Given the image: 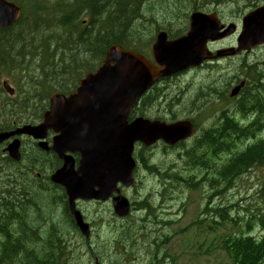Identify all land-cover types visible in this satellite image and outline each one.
<instances>
[{
  "label": "trees",
  "instance_id": "obj_1",
  "mask_svg": "<svg viewBox=\"0 0 264 264\" xmlns=\"http://www.w3.org/2000/svg\"><path fill=\"white\" fill-rule=\"evenodd\" d=\"M13 1L19 3V5L23 7L22 19L27 20L25 23H23L22 20L20 21L18 25L19 30L17 32L0 29V62H5L9 66H13L17 63H23L25 56L29 53L33 55V52H36L35 55L38 60V67H36L37 73L34 74L41 76V79L44 78V80L52 78L54 79L53 82L57 81L65 84L67 83L65 74L68 72L64 69L66 66L62 65L65 58L72 55L71 61L73 63L76 64L77 62L79 63L84 60V68L92 66L93 60L102 56L108 45L119 41L123 36L129 35L126 28L129 26V21L131 20V17L134 16V13L141 14V2L144 0H56L55 3H53V0ZM186 1L187 0H181V2ZM136 4L138 5L137 7ZM53 17L55 19H60L63 24L72 27L63 28L62 30L50 33L40 30V25L43 22H47V19ZM106 19H117L119 20V23H116L114 20ZM84 20H86V22ZM23 27L25 29L27 27H33L39 40L29 38L28 35L23 32ZM60 68L62 69L61 72L59 70ZM41 79L39 82H41ZM53 82L50 80V82L45 83L40 87L34 85V88L39 92L41 99H43V97L52 89L54 86ZM251 83L253 86H251L245 93V101L241 106L249 113L256 112L257 117L248 125L247 133H239L240 128L233 122H229L228 126H223L221 121H218L216 127L212 128V131L199 133L200 141L186 149L187 156L183 160L182 165L180 167L169 165L163 172L161 177L162 185L159 190V199L163 187L167 184L174 185L181 180L187 179L194 170L195 165H200L208 169L211 164L210 160L214 157V151L218 149L228 150L232 148L234 155L227 165L219 168L215 167L216 173L218 174L216 179L220 178V180L216 185L211 183L210 186H212V188H217L222 181H225V184L227 185L226 178L231 180L235 178L237 179L253 167L264 165V139L258 140L254 144L244 148L242 151L238 150L236 143V140H239L242 137L248 138L249 135L256 136L260 134L252 132H256L264 126V117L262 114L264 112V85H262L257 78L253 79ZM20 89V91L23 92V88L20 87ZM260 90L262 91L260 92ZM30 100L33 99L25 94L23 101L28 103ZM259 100L261 104L259 103ZM235 108L236 111H238L241 107L236 106ZM229 118L231 119L232 117ZM32 156L34 155L32 154ZM0 179L2 180V177H0ZM186 182L190 183L188 180H186ZM190 186L192 189L199 188L193 183H191ZM11 187L15 189V194L21 192H17L16 188H25L23 185H18V187L15 185ZM215 194H217L216 191ZM262 196L264 197V183ZM36 199V197L31 198L33 202ZM50 200H52V196L49 198V201ZM50 203L48 202L47 206H49ZM253 206L254 204L250 203L246 207H241L238 209L237 214L234 215L227 212V207L231 210L234 207L233 204L214 207L210 212L218 217L221 222L230 224L231 228L239 226L243 231H248L257 225V223L251 224V222L256 220L258 216L261 217L259 212L262 208L256 204L255 209L257 213H254ZM3 207H11V204L7 203L4 197H0V211H2ZM49 207L53 210L52 206ZM145 208L149 211L147 218H150L151 222L147 224L145 223L147 220L144 219L139 223L122 225L125 227L121 229L123 234L119 233L121 238L116 239V243L120 244V246L131 247L133 245L132 239L135 233L140 232L139 229H142L141 231L143 234H147V229L152 226L151 231L154 230L159 231V233L161 232L162 226L166 223L163 221L162 216L159 215L160 211H158L157 207H154L153 205L150 207L146 206ZM242 211L249 216L245 218L242 215ZM204 212L208 211L200 209V219H202L201 216L205 215ZM0 214L8 216L11 212L4 211ZM232 216L237 217L239 223H237L235 218L232 219ZM208 217L211 216H207V218ZM211 218L214 219L213 216ZM217 223L220 224L219 222ZM32 226L33 228H36L38 223L34 222V224L32 223ZM168 240L169 236L167 233H162L161 236H156L154 238L155 245L152 244L151 247V254L156 256L162 247L168 244ZM32 241L34 242L35 238H33ZM108 244L110 245V243ZM111 245H113V249ZM111 245V253L115 252L119 255L125 254V260H129L133 251H126L113 242H111ZM220 248L228 254L234 264H258L264 257V241L257 242L251 237H234L233 235L228 234L224 238L222 237ZM25 249L30 253L26 252L28 260H21V264H63L61 262V256H57L56 254L52 255V250H44L41 255H38L36 251L28 250L27 246ZM9 256L10 255L4 254L2 259L7 261ZM152 260L153 259L146 261L145 264H152Z\"/></svg>",
  "mask_w": 264,
  "mask_h": 264
},
{
  "label": "rangeland",
  "instance_id": "obj_2",
  "mask_svg": "<svg viewBox=\"0 0 264 264\" xmlns=\"http://www.w3.org/2000/svg\"><path fill=\"white\" fill-rule=\"evenodd\" d=\"M162 2L163 0L142 1L141 3L146 4L145 9L147 11L143 10L144 16L134 20V23L138 26L150 23L152 18L157 19L158 13H160L163 9L161 6ZM137 6L138 5L136 4V7ZM47 20L49 22H43L40 25V30L47 33L56 32L57 30H62L63 28L72 27L70 25H64L60 21V19H55L54 17ZM180 26L184 27V23L181 22ZM35 54L36 52H33V59L26 55L24 61H27L28 63H37V61L34 59ZM260 73L263 74L262 71H260ZM6 78L7 76H1V82ZM257 79L260 80V77ZM245 95L246 94L244 93L242 97H244ZM183 103L184 102L182 101V104ZM235 104L230 105L227 110L228 115L232 118V111L235 110ZM251 115L254 117L253 114ZM217 123L218 122L214 121L211 126L216 127ZM208 126H200L199 131ZM157 151H159L157 150V148L151 150L153 154H157ZM171 158L172 157L168 155V157H166V160L170 161ZM22 168H25L28 170V172H30L26 174L25 177L28 178L30 175H32L33 177V182L27 183L23 179L18 178L15 173L17 180L23 185V187H25L23 189L29 191V200L25 199V195L15 194L14 192H10L8 195H2V197L6 199V202L11 204L10 209H12L10 211L11 214L5 217V223H3L2 227L5 230H8L10 227H14L17 233L21 231L24 236H22L19 242L21 247H13V242L4 245V254L10 256L7 261H1L0 264H13L12 262L14 259V254L20 249L23 250L24 245L28 246L31 243H34V246H32L31 249L37 246V253L38 255H41L42 251H49L51 250V248H54L56 240L59 237L65 239V237L70 232L69 222L65 217H61V207L63 205V199L60 194L56 190L48 187L47 183L45 184L44 181L47 180H36V175H33L32 171L29 168L25 166ZM144 168L146 167L144 164H142L141 169L138 171V187L136 189L132 188L124 190L125 194H128L130 197L136 196L137 193H141L143 195L147 188L152 184L153 180L145 177L146 173L144 172ZM6 169L8 168L6 167ZM27 170H25V172H27ZM11 172L13 171L11 170ZM1 176L3 178L4 173H0V177ZM219 180L220 178L215 179L212 184L216 185ZM226 181V190L231 193H228L225 200H221L218 195L215 194L216 187L212 188V186H210L211 184H207L203 187L198 186L199 188L195 189L191 188V191L186 190L185 194H183L180 198H176L173 200H171V198L178 192L179 188H176L170 184H167L165 187H163L161 197L158 202L166 201L165 204L168 205L167 208L172 212V216H176L177 214H179L180 216V221L174 223L167 230L169 233L173 234L171 236L174 237L171 244V250L172 254L174 255L175 261H173L172 264H233L226 253L219 249L220 239L223 235L230 232L231 225L225 224L218 226L216 224H213L211 228L210 222L205 215L201 216V218L204 219V222L201 224L202 227L199 228L197 225L193 224V222L198 217V213L201 208L204 211L210 212V210L214 207H221L230 204L234 205V207L231 209V214L233 215L237 214L238 209H240L241 207H246L248 204L253 203V212L257 213L255 209L257 204L262 208L259 214L260 216H263L264 205L261 188L264 181V167H261L258 170H253L245 176L241 175L237 179L235 178L231 180L226 178ZM6 187H8V189L11 188L8 185H6ZM21 189L16 188V191L19 192L21 191ZM51 196L53 201H49V198ZM35 197L37 199L33 202L31 198ZM48 202H51L49 206H52L53 210L52 208L47 206ZM144 206L146 207V205ZM107 207L108 206H106V208ZM84 208L86 209V211L94 210L97 209V205L91 202H84ZM107 214L108 211L106 212V216ZM242 215L245 218L249 216L245 212H243ZM145 220H147V222H145L147 224L151 222L150 218H146ZM33 221L35 223H38V226H36L35 229L32 226V223L34 224ZM178 229H180L179 233H174ZM118 233L123 234V231H121L120 229ZM253 235L256 237L264 236V225L263 228L257 227ZM94 236V239L97 240L98 243H95L92 240V242H89L88 244L90 245L91 243H94V245L92 246L93 251H90V247L87 246L86 248L85 245L84 254L75 253L73 256L68 255L62 263L95 264V257L100 252V249L105 248L104 255L100 258L99 261L101 264H126L124 261L120 263L113 257L115 254L111 253V246L108 244V242H102L98 240L102 239L98 227L94 229ZM96 237L98 239H96ZM33 238H35L34 242L32 241ZM12 240L14 239L12 238ZM141 259L142 257L139 256V258L131 260L130 264H139Z\"/></svg>",
  "mask_w": 264,
  "mask_h": 264
},
{
  "label": "water",
  "instance_id": "obj_3",
  "mask_svg": "<svg viewBox=\"0 0 264 264\" xmlns=\"http://www.w3.org/2000/svg\"><path fill=\"white\" fill-rule=\"evenodd\" d=\"M19 12L20 8L14 3L0 0V23L2 25L9 23L13 18H17ZM206 17L203 14L194 13L189 37L173 45V53L181 66L200 62L203 51L201 50V43H205L210 38H217L213 34L214 26L209 24ZM244 28L240 38L242 44L255 42L263 37L264 9L247 16ZM167 61L174 62L171 57ZM158 75L159 73L152 69L149 76L156 77ZM120 77L124 79L126 85L125 96L96 128L89 131L87 129L93 128L96 124V120L93 118L95 106L84 107L81 118L74 119L73 105L71 104L68 117L62 120L63 118L58 116L57 112L66 110L68 103L63 95L55 94L52 99L56 101L52 104V110L44 114V122L39 126H26L18 131L34 134L36 137H45V133H48L49 129L61 132V135L55 138L52 149L65 160V165L70 166L65 167V172L59 175L57 179L68 182L70 177L77 178L78 187L73 188V193L76 194L77 190H84L80 194L84 198L107 199L116 191L118 182L121 181L126 185L133 183V171L136 163L132 158V151L136 140H141L149 145L161 136L173 142L174 136L178 133L176 128L165 131L143 119H138L132 124H126L125 119L130 104L135 96L144 89L136 66L125 72L104 70L101 74L90 76L88 80L91 83H100L106 80H118ZM115 97H118V94L112 90L108 98L114 99ZM70 118L73 119V122L70 121ZM109 124H114L115 129L109 133H102ZM4 136L8 137L9 134H1L0 141ZM15 145L18 146V143L13 144V147ZM67 151L81 153L82 166L80 169L82 176L72 172L74 161L71 156L66 155ZM115 208L120 215H125L129 212V203L123 197H116ZM75 213L80 219L78 212ZM84 231L87 235L89 234L85 225Z\"/></svg>",
  "mask_w": 264,
  "mask_h": 264
},
{
  "label": "flooded vegetation",
  "instance_id": "obj_4",
  "mask_svg": "<svg viewBox=\"0 0 264 264\" xmlns=\"http://www.w3.org/2000/svg\"><path fill=\"white\" fill-rule=\"evenodd\" d=\"M233 37H234V36H233ZM231 44H232V43H231ZM262 47H264V45H263ZM262 47H261V48H262ZM256 50H257V48L252 49V50H250V51H245V52H243V53L237 54V55L234 56V57H227V58L225 59V61H226V60H229V59H233V58H235V57H240V56H242V55H244V54L254 53ZM261 62L264 63V60H262ZM243 64L245 65V62H243ZM259 74H260L259 77H262L263 74L260 73V72H259ZM237 78H238V76H235L234 80H236ZM243 81L245 82V84H244L243 87L241 88L240 95H239L237 98H234V97L231 96L232 102L229 104V106H230V105H233V104L236 103V104L234 105V109H235V110L232 111L233 114L237 112L235 107H236V106H240V107H242L241 105H242L243 102L245 101V96L241 98V94H242V91H243L246 87H248L247 78L241 79V80L239 81V83H241V82H243ZM239 83H238V84H239ZM238 84H236V85H238ZM229 92H230V90H229ZM228 108H229V107H228ZM251 114H253L254 117L256 118V116H257L256 113L251 112ZM225 117H226V118H229V117H231V116H229L228 113H226V114H225ZM220 120H221V122H222L223 117H222V118H218V119H216L215 122H218V121H220ZM212 128H213V126L210 125V126L204 128L203 130L198 131V133H207V132H209V131H212ZM53 135H54V134H52V136H53ZM4 150H5V147H2V148L0 149V151H2V152H4ZM2 157H3V158H7V155L3 154ZM3 158H2V159H3ZM37 162H38L39 164H42V162H41L40 160H37ZM6 167L8 168L7 170H9V169L12 168L11 165H8V166H6ZM29 167H30V165H29ZM25 170H27V169H25V168H18L17 170L15 169L16 176H17L18 178H20V179H23V180H24L25 182H27V183H31V182H33V177H32V175H30L28 178L25 177L26 174L30 173V172H28V170H27V172H25ZM4 171H5V170H4ZM8 173H9V174H4V176H3V178H2L3 181H5V182H7V183H9L10 185H13V186H14V182H15L16 187H18V185H22V184L17 180V178H16L14 172H11V171H10V172H8ZM1 177H2V176H1ZM12 181H13V183H12ZM16 187H15V188H16ZM13 190H15V189L13 188Z\"/></svg>",
  "mask_w": 264,
  "mask_h": 264
},
{
  "label": "bare ground",
  "instance_id": "obj_5",
  "mask_svg": "<svg viewBox=\"0 0 264 264\" xmlns=\"http://www.w3.org/2000/svg\"><path fill=\"white\" fill-rule=\"evenodd\" d=\"M79 1V0H78ZM78 5V4H77ZM81 10V9H80ZM88 12V11H87ZM62 18V17H61ZM49 22V21H48ZM65 25V24H64ZM63 26V25H62ZM81 30H83V29H81ZM70 36V35H69ZM62 40V39H61ZM66 45V44H65ZM256 99V98H255ZM258 100V99H257ZM256 100V101H257ZM258 102V101H257ZM259 103H260V100H259ZM253 104H255V103H253ZM257 104V103H256ZM261 104V103H260ZM259 105V104H258ZM256 106V105H255ZM260 107V106H259ZM261 108V107H260ZM263 109H264V107H263ZM251 110V109H250ZM257 117V116H256ZM221 127V126H220ZM209 144V143H208ZM201 148V147H200ZM212 149V148H211ZM27 178V177H26ZM6 200V199H5ZM128 232V231H127Z\"/></svg>",
  "mask_w": 264,
  "mask_h": 264
}]
</instances>
